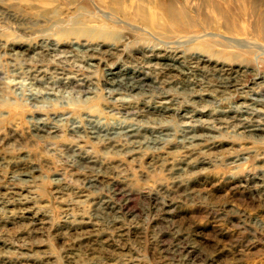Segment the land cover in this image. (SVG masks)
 Listing matches in <instances>:
<instances>
[{"label": "rangeland", "instance_id": "obj_1", "mask_svg": "<svg viewBox=\"0 0 264 264\" xmlns=\"http://www.w3.org/2000/svg\"><path fill=\"white\" fill-rule=\"evenodd\" d=\"M97 1L0 0V264H264V0Z\"/></svg>", "mask_w": 264, "mask_h": 264}, {"label": "bare ground", "instance_id": "obj_2", "mask_svg": "<svg viewBox=\"0 0 264 264\" xmlns=\"http://www.w3.org/2000/svg\"><path fill=\"white\" fill-rule=\"evenodd\" d=\"M93 1L94 3L101 5L99 1L97 0H93ZM108 3L109 4L107 5H102V7L108 8L111 14L117 15V17L124 15L125 16L124 18H126L125 21L128 24H130L132 28L144 29L146 27L145 30L148 28L147 30L154 34L155 33L180 34L181 32L187 31L188 29H191L193 27L204 26V24L202 23L198 24L197 20L191 17L188 11L181 8V6H178L175 2H172L171 0L166 1V3L164 4L159 3V0H108ZM215 5L217 6L218 8L217 10L219 11L220 15L222 14V16L219 17V19L222 26H224L226 29L233 30L235 32H237L236 30H240V32L242 33H247V31H250L251 33L253 32L248 27L243 25V21L240 19V17H236V15H232L229 7L226 4L216 3ZM103 12L105 11L103 10ZM104 14L105 16H107V18L113 21V22L110 21L113 24H115L114 22L119 23V20L121 19V18L115 19L107 13ZM211 35L212 34L210 33L209 36ZM198 37L201 36L195 32L194 34L188 35L189 40H193V39L195 40ZM243 42L239 41L238 43L237 42L236 43L240 46L245 45L247 47H250V44ZM253 45L260 47L257 44H253ZM169 66L175 67L173 64H170Z\"/></svg>", "mask_w": 264, "mask_h": 264}]
</instances>
